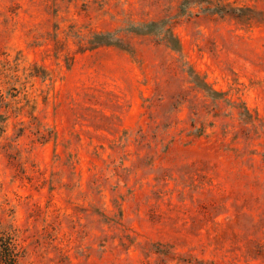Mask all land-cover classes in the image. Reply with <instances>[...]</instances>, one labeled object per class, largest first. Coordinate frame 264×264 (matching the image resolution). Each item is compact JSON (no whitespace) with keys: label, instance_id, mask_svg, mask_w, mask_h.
Masks as SVG:
<instances>
[{"label":"rangeland","instance_id":"obj_1","mask_svg":"<svg viewBox=\"0 0 264 264\" xmlns=\"http://www.w3.org/2000/svg\"><path fill=\"white\" fill-rule=\"evenodd\" d=\"M0 93L14 264H264V0H0Z\"/></svg>","mask_w":264,"mask_h":264},{"label":"trees","instance_id":"obj_2","mask_svg":"<svg viewBox=\"0 0 264 264\" xmlns=\"http://www.w3.org/2000/svg\"><path fill=\"white\" fill-rule=\"evenodd\" d=\"M203 86L206 89H209L205 84H203ZM0 108L2 107V103L4 100V96L0 93ZM3 250L0 251V259L4 264H14V257L12 254H10V252H8V250L6 248H2Z\"/></svg>","mask_w":264,"mask_h":264}]
</instances>
